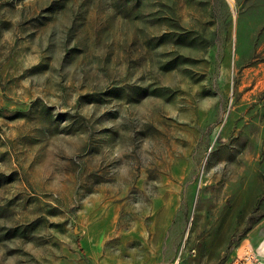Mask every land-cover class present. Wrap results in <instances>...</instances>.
Segmentation results:
<instances>
[{
    "label": "rangeland",
    "instance_id": "374dc122",
    "mask_svg": "<svg viewBox=\"0 0 264 264\" xmlns=\"http://www.w3.org/2000/svg\"><path fill=\"white\" fill-rule=\"evenodd\" d=\"M264 233V0H0V264H228Z\"/></svg>",
    "mask_w": 264,
    "mask_h": 264
},
{
    "label": "crops",
    "instance_id": "0c3cea01",
    "mask_svg": "<svg viewBox=\"0 0 264 264\" xmlns=\"http://www.w3.org/2000/svg\"><path fill=\"white\" fill-rule=\"evenodd\" d=\"M244 248H251L257 259H259L261 264H264V233L254 237V239L250 240L247 243H242V245L238 246L235 255H233L231 261L228 264H238V257ZM250 264H258V263H250Z\"/></svg>",
    "mask_w": 264,
    "mask_h": 264
},
{
    "label": "built area",
    "instance_id": "2783aa9c",
    "mask_svg": "<svg viewBox=\"0 0 264 264\" xmlns=\"http://www.w3.org/2000/svg\"><path fill=\"white\" fill-rule=\"evenodd\" d=\"M253 262L261 264L251 248H244L238 257V264H250Z\"/></svg>",
    "mask_w": 264,
    "mask_h": 264
}]
</instances>
